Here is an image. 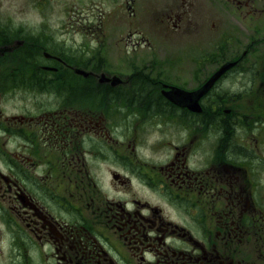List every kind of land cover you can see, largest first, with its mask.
<instances>
[{"label": "flooded vegetation", "instance_id": "1", "mask_svg": "<svg viewBox=\"0 0 264 264\" xmlns=\"http://www.w3.org/2000/svg\"><path fill=\"white\" fill-rule=\"evenodd\" d=\"M214 1L263 24L256 0ZM234 21L216 51L124 69L68 22L0 23V264H264V59L225 48Z\"/></svg>", "mask_w": 264, "mask_h": 264}, {"label": "rangeland", "instance_id": "2", "mask_svg": "<svg viewBox=\"0 0 264 264\" xmlns=\"http://www.w3.org/2000/svg\"><path fill=\"white\" fill-rule=\"evenodd\" d=\"M179 2L181 0H128L126 9L121 0L122 8L110 6L113 0H0V23L16 21L28 27L47 20L58 27L63 21L68 22L65 37L74 42L75 50L82 43L84 46L92 43L90 55L99 57L102 67L124 69L127 66L173 68L176 66L174 57L179 52L191 57L193 53L202 55L216 51L214 41L220 25L236 20L232 25L239 34L225 48L242 52L255 38L253 51L264 59V12L261 16L263 24L254 31L242 21V15L235 7L233 13L225 12V7L214 0H196L192 9L196 24L193 21L192 25L179 31L166 22L167 14ZM46 3L52 8L43 7ZM220 3H227V0ZM263 4L264 0H256V5L262 7ZM208 20L210 25L216 21L218 28L207 29ZM186 35H208L210 38L195 42ZM85 52H89L88 47ZM218 64L213 62L205 67H217ZM193 67H196L194 61L186 60L184 68Z\"/></svg>", "mask_w": 264, "mask_h": 264}, {"label": "trees", "instance_id": "3", "mask_svg": "<svg viewBox=\"0 0 264 264\" xmlns=\"http://www.w3.org/2000/svg\"><path fill=\"white\" fill-rule=\"evenodd\" d=\"M137 90H138V91H144V87L141 86V84H138Z\"/></svg>", "mask_w": 264, "mask_h": 264}]
</instances>
